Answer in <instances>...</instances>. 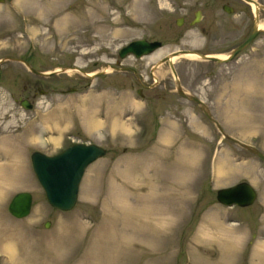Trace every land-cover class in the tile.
I'll list each match as a JSON object with an SVG mask.
<instances>
[{
    "label": "rangeland",
    "instance_id": "rangeland-1",
    "mask_svg": "<svg viewBox=\"0 0 264 264\" xmlns=\"http://www.w3.org/2000/svg\"><path fill=\"white\" fill-rule=\"evenodd\" d=\"M212 4L0 3V264H264V161L182 100L168 66L151 75L166 56L193 49L191 21ZM142 39L163 47L119 59L123 47ZM18 59L59 73L37 77ZM118 60L159 88L143 90L132 72L112 70ZM174 66L186 92L204 100L226 134L264 153V47L231 65L176 58ZM106 70L97 79L85 75ZM95 120L102 126H90ZM79 141L106 154L87 169L75 208L61 212L48 204L30 155H53ZM240 182L254 188L255 204L221 206L217 190ZM22 192L33 195V207L19 220L8 206Z\"/></svg>",
    "mask_w": 264,
    "mask_h": 264
},
{
    "label": "water",
    "instance_id": "water-1",
    "mask_svg": "<svg viewBox=\"0 0 264 264\" xmlns=\"http://www.w3.org/2000/svg\"><path fill=\"white\" fill-rule=\"evenodd\" d=\"M3 1L4 0H0V3ZM245 1L255 3L253 0ZM178 25L180 26L181 23H178ZM252 39L253 37L244 46H247L252 41ZM161 46L162 44L160 42L150 43L147 40H139L136 42H132L128 46L124 47L119 52V57L121 59H125L130 55H134L136 58H142L143 56L150 55L151 53L159 49ZM184 55L196 56L197 54L191 50H178L161 60L155 68L162 64H168L172 70L175 79L178 80L179 77L174 67L173 58H179ZM235 55L236 53H234L227 59L212 56H199L207 61H212L219 64H226L231 62L234 59ZM16 61L25 64L35 74H39L41 76L45 75L34 70V68L24 60L18 59ZM117 65H120V63L118 62ZM60 72L65 73L66 70H61ZM57 73L58 72H54L52 74ZM101 75L102 73H98L92 76L91 78L94 79ZM178 90L179 94L183 98L191 102L197 103L202 107L207 118L218 126L219 130L227 140L239 145L243 149L247 150L251 154L257 156L258 158L264 161V153H262L259 149L252 145L242 143L239 140L226 135L222 128L219 126V124L213 119L208 107L202 100L197 97L187 95L184 91H182V88L180 87L179 83ZM23 106L25 108H31V106L28 104H23ZM105 154L106 151L103 148L94 144H76L56 156H47L40 152H35L31 158L33 170L42 189L46 194L49 204L53 208L61 211L72 210L78 200L80 185L84 178L86 169L96 160L103 157ZM256 199V191L250 184L246 182H242L230 188L221 189L217 192V201L226 207H249L254 204ZM32 205V194L28 192L18 193L14 196L9 205V212L14 217L18 219H23L30 215ZM49 226L50 224L47 225V227Z\"/></svg>",
    "mask_w": 264,
    "mask_h": 264
},
{
    "label": "flooded vegetation",
    "instance_id": "flooded-vegetation-1",
    "mask_svg": "<svg viewBox=\"0 0 264 264\" xmlns=\"http://www.w3.org/2000/svg\"><path fill=\"white\" fill-rule=\"evenodd\" d=\"M254 1L256 4L245 0H213L212 10L209 13H205L203 10L195 12L193 20L191 21V28L194 30L192 33V51L197 54L195 58L197 63H215L203 60L199 55L229 56L236 53L235 59L229 63L231 65L236 60L245 56L252 58L262 52V48L264 47V29L261 28L260 25L263 22L264 4L258 0ZM252 37L253 40L247 46H244ZM160 49L156 50L154 53ZM115 68H117L116 71L119 72V68ZM124 72H132L134 78L141 84L143 90L153 91L159 88V85L154 86L145 84V82H143L144 76L139 75L135 69ZM35 75L37 77H42L39 74ZM182 89L184 91L187 90L183 86ZM71 90L72 92L76 91L75 88ZM38 91L41 94L44 93V95L48 93V91L40 88L39 85ZM137 93L143 96L140 89L137 90Z\"/></svg>",
    "mask_w": 264,
    "mask_h": 264
},
{
    "label": "bare ground",
    "instance_id": "bare-ground-1",
    "mask_svg": "<svg viewBox=\"0 0 264 264\" xmlns=\"http://www.w3.org/2000/svg\"><path fill=\"white\" fill-rule=\"evenodd\" d=\"M260 27L261 28H263L264 29V23L262 22L261 23V25H260ZM154 55V54H153ZM176 58L177 57H175V58H173V62L176 60ZM179 58H187V59H194V56H192V55H184V56H181V57H179ZM112 70H114V67H110ZM59 72V71H58ZM105 72H107L108 73V70H106ZM105 72H100V73H102V75H104L105 74ZM91 76L93 75V74H90ZM89 75V76H90ZM90 76V77H91ZM97 126V127H101L102 126V123L100 122V121H94V122H90V126ZM97 161V160H96ZM95 161V162H96ZM94 162V163H95ZM30 163H31V156H30ZM93 163V164H94ZM92 165V164H91ZM90 167V166H89ZM20 168V166H18V169ZM17 169V170H18ZM14 175H16V174H14ZM12 181H9V183H11ZM1 193H0V198H1ZM4 251H5V253L8 255V257L10 256L11 258H15V248L13 247V246H11V245H6L5 247H4Z\"/></svg>",
    "mask_w": 264,
    "mask_h": 264
}]
</instances>
